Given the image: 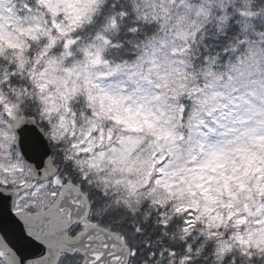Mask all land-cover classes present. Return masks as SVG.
<instances>
[{
    "label": "snow or ice",
    "instance_id": "obj_1",
    "mask_svg": "<svg viewBox=\"0 0 264 264\" xmlns=\"http://www.w3.org/2000/svg\"><path fill=\"white\" fill-rule=\"evenodd\" d=\"M0 264H264V0H0Z\"/></svg>",
    "mask_w": 264,
    "mask_h": 264
}]
</instances>
